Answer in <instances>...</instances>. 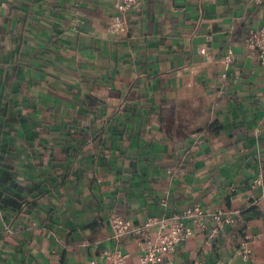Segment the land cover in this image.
I'll return each mask as SVG.
<instances>
[{"label": "crops", "instance_id": "0c3cea01", "mask_svg": "<svg viewBox=\"0 0 264 264\" xmlns=\"http://www.w3.org/2000/svg\"><path fill=\"white\" fill-rule=\"evenodd\" d=\"M0 0V264H90L196 205L174 264H264V0Z\"/></svg>", "mask_w": 264, "mask_h": 264}, {"label": "built area", "instance_id": "2783aa9c", "mask_svg": "<svg viewBox=\"0 0 264 264\" xmlns=\"http://www.w3.org/2000/svg\"><path fill=\"white\" fill-rule=\"evenodd\" d=\"M252 1L255 4L263 2V0ZM140 6L141 0H123L118 10L130 12L139 9ZM249 47L253 52L259 53L264 65V28L251 32ZM212 219L218 220L220 224L210 234L211 239L218 236V231L222 230L225 224L232 222L231 217L223 220L199 205L187 208L182 213L168 218L150 217L141 226H132L121 217L113 218L110 222L112 239L118 244L132 241L139 247L140 256L136 262H132L131 254L118 248L105 251L102 262L92 260L90 264H174L172 257L177 249L197 232L205 231Z\"/></svg>", "mask_w": 264, "mask_h": 264}]
</instances>
